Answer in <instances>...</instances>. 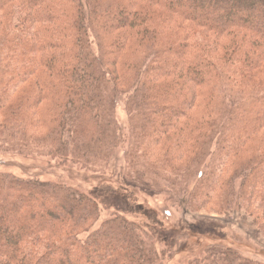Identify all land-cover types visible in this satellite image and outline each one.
<instances>
[{
  "label": "trees",
  "instance_id": "16d2710c",
  "mask_svg": "<svg viewBox=\"0 0 264 264\" xmlns=\"http://www.w3.org/2000/svg\"><path fill=\"white\" fill-rule=\"evenodd\" d=\"M128 1L141 8L123 0H0V139H30L28 132L37 129L25 125L29 111L45 103L38 122L44 136L36 142L49 143L51 158L78 160L98 173L124 148L126 179L173 186L182 158L193 155L194 191L211 184L220 167L222 174L231 172V181L220 179L217 191L227 185L245 202L246 189L264 213V150L235 168L223 167L264 130V86L236 90L240 81L264 74V0ZM102 31L117 34L107 52L100 47ZM104 57L111 65L119 57L120 83L131 74L133 101L126 108L138 112L132 138L159 144L154 167L135 160L131 173L132 145L110 116L122 92ZM188 84L194 86V122L185 111L192 102ZM20 92L26 98L12 106ZM185 119L191 125L181 123ZM179 134L189 145H180ZM213 160L218 166L209 168L205 162ZM99 219L96 201L74 188L0 173V264L161 262L160 233L119 212L95 228ZM194 244L199 256L186 264H264L231 247Z\"/></svg>",
  "mask_w": 264,
  "mask_h": 264
},
{
  "label": "rangeland",
  "instance_id": "374dc122",
  "mask_svg": "<svg viewBox=\"0 0 264 264\" xmlns=\"http://www.w3.org/2000/svg\"><path fill=\"white\" fill-rule=\"evenodd\" d=\"M102 1L119 2L120 0ZM123 1L135 9L141 8V5L138 6V1H136L137 7L128 0ZM1 15L2 12H0ZM157 15V18L163 20L167 16L163 13ZM151 21L160 27L155 18ZM169 24L167 23V25ZM167 25H164L163 28H166ZM51 28H46L42 32H50ZM164 32L166 33V31ZM116 35L106 36L104 31L98 32L102 51L107 52L109 48L114 46ZM93 46L95 47V43ZM125 51H122L120 56L123 57L126 54ZM105 57L108 71L117 79L114 87L122 92L121 98L117 99L116 107L110 116L112 121L122 129L121 139L124 143L132 145V155L129 160L132 173V171L135 172V160H138L140 165L147 166L146 168L152 166L157 161L156 157L159 155L157 151L160 146L159 144L149 146L151 141L148 144L146 142L142 144L139 140H133L131 130L135 126L138 127V121H136L138 112L135 106L130 107V104L126 108V104L133 101L131 99L132 93H130L131 74L125 78V83H120V70L117 66L120 63L119 57L116 58L113 66ZM188 85L191 87L192 102L185 111L189 115V119L194 122V114L196 113L194 111V86ZM236 86V90L239 92L256 91L264 86V74L261 73L252 79L242 80ZM25 96V93H17L12 99L11 105L20 107L23 103L21 99L24 100ZM108 101L110 98L106 95L105 102L108 103ZM45 106V103H40L32 111H29L25 125L30 124L32 127L35 125V130L37 129L36 133L28 132L27 137L30 139L27 138L25 141H19V138L5 141L0 139V173L23 179H38L43 182L63 184L90 196L96 201L100 211V219L94 225L95 228L119 212L128 220L147 227L151 234H154V231L160 233L161 242L156 245L161 258L159 264H186L189 259L199 256L200 248L198 249L194 244L196 240L200 241L198 246L201 249L216 243L222 247L237 249L248 258L264 261V213H260L258 210L259 203L248 197L246 189L244 191L246 194L245 202L240 199V195L239 199L232 196L227 185H223L222 189L217 191L219 183H221L220 179L224 182L231 181V172L222 174V168H214L212 183L199 185L194 191V185L189 182L193 176L194 159H192L193 155H187L182 158L183 160L177 168L179 176L172 178L176 183L175 185L168 186L164 181L157 180V186H154L155 184L150 182L151 179L148 177L149 180L145 178L140 180L137 178V180L130 174V176L132 175L131 178L126 179L124 176L125 150L121 148L114 151L109 165L105 169L98 171V173H92L86 170L85 166L78 160L76 164H70L62 159L51 158L46 155L49 143L45 141L36 142L38 137L44 136L45 130L40 127L38 122ZM105 108L107 109V107ZM21 109L25 112L23 108ZM189 119L182 120L181 123L187 127L191 125L188 122ZM32 127H25V129L29 131ZM191 135L193 137L194 133L192 132ZM179 136L181 138L179 139L180 143H183L180 145L183 147L189 145L188 139L182 137V134ZM174 150L178 151L175 148ZM263 150L264 130L253 137L236 159L224 163L223 167L235 168L243 164L252 154H260ZM176 152L172 153L176 154ZM103 157L101 156L100 160H103ZM205 164L209 168L218 166L215 160L211 164L209 161L208 164L206 162ZM189 166L190 168H188ZM206 174L210 178L209 170ZM169 175L167 174L165 177ZM217 194H219V198ZM221 202L230 205L223 206Z\"/></svg>",
  "mask_w": 264,
  "mask_h": 264
}]
</instances>
